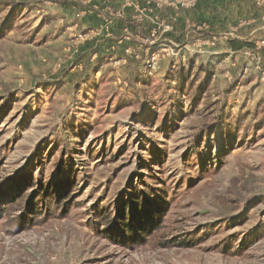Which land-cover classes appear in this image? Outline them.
I'll list each match as a JSON object with an SVG mask.
<instances>
[{
    "label": "rangeland",
    "instance_id": "1",
    "mask_svg": "<svg viewBox=\"0 0 264 264\" xmlns=\"http://www.w3.org/2000/svg\"><path fill=\"white\" fill-rule=\"evenodd\" d=\"M262 41L264 0H0V264H264Z\"/></svg>",
    "mask_w": 264,
    "mask_h": 264
},
{
    "label": "trees",
    "instance_id": "2",
    "mask_svg": "<svg viewBox=\"0 0 264 264\" xmlns=\"http://www.w3.org/2000/svg\"><path fill=\"white\" fill-rule=\"evenodd\" d=\"M233 45L235 46L236 44L235 43H233ZM248 45V44H247ZM236 47V46H235ZM249 47H254L253 45H249ZM206 71H208V69H206ZM171 73H173L174 74V78L175 79H177V80H179L180 82L182 81V80H184L185 79V76H184V69H180V70H176V71H173V72H171ZM188 81V79L186 80V82ZM44 197H48L47 195H45ZM67 200V199H66ZM66 200H64L63 202H65ZM136 205H138V203L136 204ZM125 210H126V208H125ZM147 212L149 213L150 211L149 210H147ZM150 213H152L153 214V212H150ZM149 213V214H150ZM121 221L123 222V223H121V225L123 226V227H126V232L128 231V232H134L133 231V229H132V226L130 225V224H127V220H124V219H121Z\"/></svg>",
    "mask_w": 264,
    "mask_h": 264
},
{
    "label": "built area",
    "instance_id": "3",
    "mask_svg": "<svg viewBox=\"0 0 264 264\" xmlns=\"http://www.w3.org/2000/svg\"><path fill=\"white\" fill-rule=\"evenodd\" d=\"M260 43H257L256 46H257V50L260 49L261 46H259ZM262 44L264 45V41H262ZM253 53L252 51H249V54Z\"/></svg>",
    "mask_w": 264,
    "mask_h": 264
},
{
    "label": "crops",
    "instance_id": "4",
    "mask_svg": "<svg viewBox=\"0 0 264 264\" xmlns=\"http://www.w3.org/2000/svg\"><path fill=\"white\" fill-rule=\"evenodd\" d=\"M239 1H241V0H239Z\"/></svg>",
    "mask_w": 264,
    "mask_h": 264
}]
</instances>
